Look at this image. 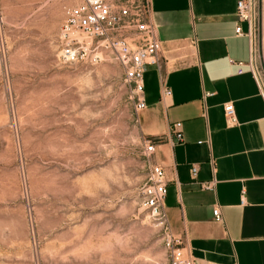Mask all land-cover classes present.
<instances>
[{
    "label": "rangeland",
    "instance_id": "1",
    "mask_svg": "<svg viewBox=\"0 0 264 264\" xmlns=\"http://www.w3.org/2000/svg\"><path fill=\"white\" fill-rule=\"evenodd\" d=\"M82 1L0 0V264H168L137 95L108 54L64 56ZM256 26L264 88V0Z\"/></svg>",
    "mask_w": 264,
    "mask_h": 264
},
{
    "label": "crops",
    "instance_id": "2",
    "mask_svg": "<svg viewBox=\"0 0 264 264\" xmlns=\"http://www.w3.org/2000/svg\"><path fill=\"white\" fill-rule=\"evenodd\" d=\"M238 1L149 0L163 61L145 69L139 124L144 137L156 140L154 161L167 182L162 210L192 264H264L261 42L239 20ZM229 103L234 125L224 110ZM176 123L182 142L175 139ZM213 181V188L204 187Z\"/></svg>",
    "mask_w": 264,
    "mask_h": 264
},
{
    "label": "built area",
    "instance_id": "3",
    "mask_svg": "<svg viewBox=\"0 0 264 264\" xmlns=\"http://www.w3.org/2000/svg\"><path fill=\"white\" fill-rule=\"evenodd\" d=\"M258 0H239L237 15L240 21L248 22V35H256V15ZM241 35L242 28H236ZM61 37L67 48L64 56L69 61H76L82 53L94 51L93 60H102L103 53L108 54L124 73L125 81L132 86L137 95L136 110L146 108L144 98V73L147 66L159 67L163 61L162 45L156 27L150 15L149 0H83L72 7L61 28ZM254 70V66L250 65ZM243 67L240 65L239 73ZM165 89L164 95H170ZM225 114L230 124H237L235 108L232 103L225 106ZM175 139L183 141L182 124L176 123ZM156 140H145L146 155H153ZM198 172L192 168L193 175ZM215 182L206 183L211 189ZM147 203L158 209L163 207L167 195V182L162 167L154 165L151 169L149 185L145 189ZM216 221H222L219 209L213 211ZM168 264H192L193 257L182 239L170 231L167 234Z\"/></svg>",
    "mask_w": 264,
    "mask_h": 264
}]
</instances>
